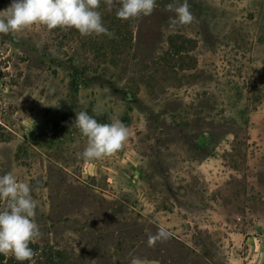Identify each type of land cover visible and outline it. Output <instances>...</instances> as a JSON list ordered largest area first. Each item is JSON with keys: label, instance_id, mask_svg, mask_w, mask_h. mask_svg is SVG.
<instances>
[{"label": "rangeland", "instance_id": "374dc122", "mask_svg": "<svg viewBox=\"0 0 264 264\" xmlns=\"http://www.w3.org/2000/svg\"><path fill=\"white\" fill-rule=\"evenodd\" d=\"M184 2L121 20L100 0L112 38L0 34V176L37 203L27 264H264V0H186L171 27ZM80 111L126 126L121 149L78 158Z\"/></svg>", "mask_w": 264, "mask_h": 264}, {"label": "clouds", "instance_id": "9594fccd", "mask_svg": "<svg viewBox=\"0 0 264 264\" xmlns=\"http://www.w3.org/2000/svg\"><path fill=\"white\" fill-rule=\"evenodd\" d=\"M111 5L113 0H107ZM119 7L117 19L131 20L152 13L156 0H117ZM100 0H12L4 10H0V34L17 37L35 25L51 31L57 27L74 28L81 36L107 35L114 33L102 23L101 13L97 10ZM175 16L170 26L188 24L192 20L188 4L168 5ZM75 127L87 139V144L78 158L85 160L109 157L121 149L128 138V129L119 120L101 124L86 111L76 112ZM29 184L18 181L12 173L0 176V201L5 206L0 209V254L11 253L15 260H30L33 251L30 243L39 236V227L35 222L37 203L33 199ZM169 231L160 227L156 235H149L148 244L167 239Z\"/></svg>", "mask_w": 264, "mask_h": 264}, {"label": "trees", "instance_id": "16d2710c", "mask_svg": "<svg viewBox=\"0 0 264 264\" xmlns=\"http://www.w3.org/2000/svg\"><path fill=\"white\" fill-rule=\"evenodd\" d=\"M28 260L23 262L14 259L13 255L6 258L5 255L0 254V264H27Z\"/></svg>", "mask_w": 264, "mask_h": 264}]
</instances>
